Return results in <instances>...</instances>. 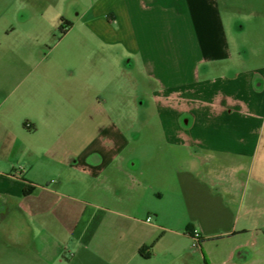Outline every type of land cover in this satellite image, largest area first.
Here are the masks:
<instances>
[{"label":"crops","instance_id":"crops-1","mask_svg":"<svg viewBox=\"0 0 264 264\" xmlns=\"http://www.w3.org/2000/svg\"><path fill=\"white\" fill-rule=\"evenodd\" d=\"M15 1L26 9L17 42L63 18L62 0ZM73 3L172 113L156 115L155 147L127 149L126 130L100 125L99 99L76 83L81 109L53 132L46 83L16 91L33 52L12 51L24 64L12 68L0 53V229L11 220L14 264H264V4ZM137 152L139 164L128 160Z\"/></svg>","mask_w":264,"mask_h":264},{"label":"rangeland","instance_id":"rangeland-1","mask_svg":"<svg viewBox=\"0 0 264 264\" xmlns=\"http://www.w3.org/2000/svg\"><path fill=\"white\" fill-rule=\"evenodd\" d=\"M235 1L240 5H251V2L264 4V0ZM73 2L75 0H62V20L39 41L27 39L17 42V32L12 28L17 29L18 18L26 9L20 13L15 0H0V53L4 55V65L10 68L24 65L11 54L24 46L34 56L25 63L31 68L30 73L16 91L32 79L46 83L52 99L48 125L53 132H59L81 109L74 101L81 95L76 83L89 84L85 96L99 99L94 113L100 125L106 127L110 120H114L120 130L125 129L129 141L127 149L136 148L140 152V146L155 147L156 132L159 131L156 115L172 113L171 109L164 108L163 111V107L153 101L156 88L153 79L148 78L140 66H130L122 43H116L107 50L91 37L90 27L82 22L86 11L84 6ZM25 28L32 29L30 26ZM125 115L132 118L119 120V116ZM138 152L132 153V159L128 160L139 164ZM4 224L7 230L3 233L0 229V264H14L15 254L20 251L13 241L11 220Z\"/></svg>","mask_w":264,"mask_h":264},{"label":"built area","instance_id":"built-area-1","mask_svg":"<svg viewBox=\"0 0 264 264\" xmlns=\"http://www.w3.org/2000/svg\"><path fill=\"white\" fill-rule=\"evenodd\" d=\"M191 237L194 239L196 243L200 241L199 232L196 229L192 230Z\"/></svg>","mask_w":264,"mask_h":264}]
</instances>
